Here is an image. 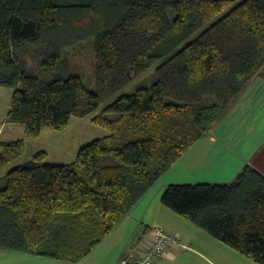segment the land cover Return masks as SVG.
I'll list each match as a JSON object with an SVG mask.
<instances>
[{"label":"trees","instance_id":"16d2710c","mask_svg":"<svg viewBox=\"0 0 264 264\" xmlns=\"http://www.w3.org/2000/svg\"><path fill=\"white\" fill-rule=\"evenodd\" d=\"M235 1L0 0V87L14 89L5 122L34 138L101 108L92 122L108 131L70 163L37 151L0 176L1 251L84 259L264 78V0L229 8ZM90 39L93 90L65 75L63 57ZM24 149L23 139L0 141V171ZM160 202L264 264V173L254 166L226 183H170Z\"/></svg>","mask_w":264,"mask_h":264},{"label":"rangeland","instance_id":"374dc122","mask_svg":"<svg viewBox=\"0 0 264 264\" xmlns=\"http://www.w3.org/2000/svg\"><path fill=\"white\" fill-rule=\"evenodd\" d=\"M239 1L240 0L235 1L229 6V8L237 4ZM63 57L68 64L65 75L68 76L73 74L80 76L86 87L89 90H93L95 87V74L93 70V39L83 40L77 45L68 47L65 50ZM153 73L154 67H151L142 75L141 78H149L148 80L150 82L154 76ZM139 80L133 81L123 90V92H131L133 86ZM13 90L14 89L11 87H0V125H2L0 141L23 139L25 149L20 158L11 162L0 171V176L4 175L7 171L14 168L18 164H22L30 160L33 154L37 151H45V161L47 162L59 164L70 163L76 159L78 150L82 146L108 134L107 130L92 122V118L94 116L103 114L101 112V108H99L85 117L80 118L71 116L69 124L62 130L44 127L39 136L34 138L27 137L22 125L9 124L5 122V116L10 106ZM105 116L112 118L115 114L108 113L105 114ZM209 134L214 138L217 136L218 138L216 139L221 140V147L223 148L220 150L215 148V151L211 152V144L205 147L203 145L200 146L199 144L198 147L193 149V151L190 149L187 152L188 154L186 153L189 156L185 159V163L182 164L181 161L183 160H181L180 163L174 166L171 170H168L169 172L167 171L160 178L158 183L153 186L154 193L156 191L159 193V195H156L155 197L156 203L157 201L158 203L160 202L161 194L168 184L179 182L187 176L189 167L188 164L192 160V156L194 157L193 160L195 159V156L202 157V162L205 164L208 162L207 159H209L208 156L210 154L207 155L208 152H211V157L216 156L217 153L221 154L223 152L222 156L224 161L232 160L234 164L239 166L241 157L244 159V163L254 166L255 158L257 157V148L264 147V78L255 77L252 79L240 99L234 104L221 121L215 123ZM228 161L226 163H228ZM217 171H221V167ZM208 173L204 175H208ZM153 195L155 196V194ZM178 217L184 219L187 223H190L186 218H183L182 216ZM199 231L204 233L203 235H207L206 237L209 236L205 231L201 229ZM215 241L221 245L220 249L214 247L213 249L202 252L213 251L214 253H217V256H212L216 263L252 264V262H250L245 256L235 252L221 242L217 240ZM98 249L96 251H100ZM101 253H106L107 256L103 255V257L109 259L108 256H110V252L108 250L104 249ZM0 264L74 263L57 261L43 256L0 250Z\"/></svg>","mask_w":264,"mask_h":264},{"label":"crops","instance_id":"0c3cea01","mask_svg":"<svg viewBox=\"0 0 264 264\" xmlns=\"http://www.w3.org/2000/svg\"><path fill=\"white\" fill-rule=\"evenodd\" d=\"M208 135L193 144L174 166L180 163L181 160H183L181 161L182 164L185 163V159L189 156L187 152L190 149L193 151L199 144L204 147L211 144V152L215 151V148L219 150L223 148L221 147V140L216 139L218 138L217 136L214 138L210 134ZM256 151L257 157L255 158L254 167L264 173V147H258ZM211 152L207 153V155H210L208 156L209 159H207L208 162L205 164L202 162V157L195 156L193 160L194 157L192 156V160L188 164L187 176L181 181L173 183L230 182L242 166L247 164L244 163V159L241 157L239 166L234 164L232 160H227L228 163H226L227 161H224L222 156L223 152L221 154L217 153L214 157H211ZM220 167L221 171H217ZM207 173L208 175H204ZM156 195H159L158 191L154 193L153 188H151L115 230L106 235L88 256L74 264H118L122 257L138 255L144 250L145 241L150 237L152 227L155 225L162 226L176 234L179 238V244L169 246L162 255L155 258L153 264H218L212 258L213 255L217 256V253L202 251H207L214 247L220 249L221 245L212 237L203 235L204 233L199 231V228L187 223V221L178 217L179 215L164 207L160 202L158 203L157 201L156 203ZM97 249L100 251H96ZM104 249L110 252L109 259L103 257V255L107 256L106 253H101Z\"/></svg>","mask_w":264,"mask_h":264},{"label":"built area","instance_id":"2783aa9c","mask_svg":"<svg viewBox=\"0 0 264 264\" xmlns=\"http://www.w3.org/2000/svg\"><path fill=\"white\" fill-rule=\"evenodd\" d=\"M1 129L2 125L0 133ZM151 231L144 250L138 255L122 257L119 264H153L155 258L162 255L169 246L179 244L178 236L162 226L155 225Z\"/></svg>","mask_w":264,"mask_h":264}]
</instances>
